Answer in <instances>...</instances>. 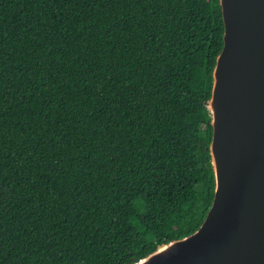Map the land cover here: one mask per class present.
Masks as SVG:
<instances>
[{"label":"trees","instance_id":"obj_1","mask_svg":"<svg viewBox=\"0 0 264 264\" xmlns=\"http://www.w3.org/2000/svg\"><path fill=\"white\" fill-rule=\"evenodd\" d=\"M220 0H0V264H134L214 199Z\"/></svg>","mask_w":264,"mask_h":264},{"label":"water","instance_id":"obj_2","mask_svg":"<svg viewBox=\"0 0 264 264\" xmlns=\"http://www.w3.org/2000/svg\"><path fill=\"white\" fill-rule=\"evenodd\" d=\"M224 46L207 103L214 199L193 233L134 264H264V0H220Z\"/></svg>","mask_w":264,"mask_h":264}]
</instances>
